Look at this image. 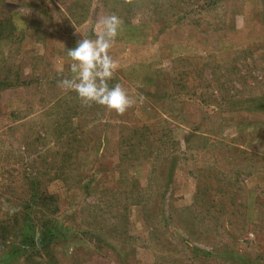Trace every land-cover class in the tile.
<instances>
[{"label":"rangeland","instance_id":"obj_1","mask_svg":"<svg viewBox=\"0 0 264 264\" xmlns=\"http://www.w3.org/2000/svg\"><path fill=\"white\" fill-rule=\"evenodd\" d=\"M112 13L124 115L58 87ZM43 228L0 263L264 264V0H0V249Z\"/></svg>","mask_w":264,"mask_h":264},{"label":"clouds","instance_id":"obj_2","mask_svg":"<svg viewBox=\"0 0 264 264\" xmlns=\"http://www.w3.org/2000/svg\"><path fill=\"white\" fill-rule=\"evenodd\" d=\"M123 2L131 5L136 0ZM122 23L114 13L98 17L95 38L83 37L67 51L71 60V76L58 81V87L64 92H75L83 107L98 105L117 115H124L137 103L121 84L110 86L109 83L119 69L118 61L110 52Z\"/></svg>","mask_w":264,"mask_h":264},{"label":"trees","instance_id":"obj_3","mask_svg":"<svg viewBox=\"0 0 264 264\" xmlns=\"http://www.w3.org/2000/svg\"><path fill=\"white\" fill-rule=\"evenodd\" d=\"M44 230L42 232H40V239L37 240L35 239V237L33 235H29L25 232H22L18 238H17V242L19 243L18 246L12 248V247H8L9 245L7 244L6 246H4V248L0 249V260L3 261V259L8 260V259H15L18 256H24V260L27 259L28 255L29 256L34 252L33 250H35L34 248H39L42 250V248L48 244L51 240V236H52V230H47L45 228H43ZM0 235H5V232L1 233ZM2 237V242H6V240H4V238H6V236H1ZM16 242V243H17ZM0 264H7L4 262H1Z\"/></svg>","mask_w":264,"mask_h":264}]
</instances>
